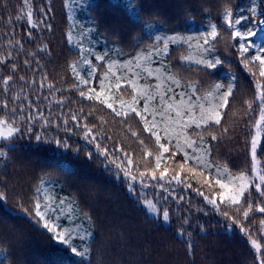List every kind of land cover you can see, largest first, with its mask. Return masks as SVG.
<instances>
[{
  "label": "trees",
  "instance_id": "obj_1",
  "mask_svg": "<svg viewBox=\"0 0 264 264\" xmlns=\"http://www.w3.org/2000/svg\"><path fill=\"white\" fill-rule=\"evenodd\" d=\"M0 122V264H264V0H0Z\"/></svg>",
  "mask_w": 264,
  "mask_h": 264
},
{
  "label": "rangeland",
  "instance_id": "obj_2",
  "mask_svg": "<svg viewBox=\"0 0 264 264\" xmlns=\"http://www.w3.org/2000/svg\"><path fill=\"white\" fill-rule=\"evenodd\" d=\"M255 132L258 134L257 136L259 137L260 136L259 124H257L255 126ZM11 133H12L11 127L6 125V124H4V123H2V122H0V138L1 137H6V136H8ZM255 170L257 171L258 169H255ZM171 171L172 172L169 173L170 174L169 179H172L174 181L178 180V178L180 176V175H178L179 172H180L179 168L176 167V168L172 169ZM259 177L260 176H257L258 179H259ZM193 178H195V180L198 183L202 181V177H200V178L196 177V176L191 177V179H193ZM139 197H140V204L143 205L146 208V210H147V212H148V214L150 216H152V217H161L162 216L166 220V213L160 212V210L157 208V206L152 201L153 200L152 197H147L145 194H142V193L139 195Z\"/></svg>",
  "mask_w": 264,
  "mask_h": 264
}]
</instances>
